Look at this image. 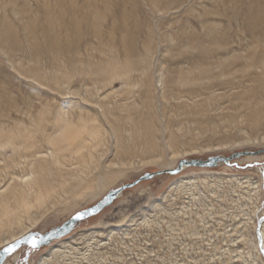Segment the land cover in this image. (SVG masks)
I'll list each match as a JSON object with an SVG mask.
<instances>
[{
    "label": "rangeland",
    "instance_id": "rangeland-1",
    "mask_svg": "<svg viewBox=\"0 0 264 264\" xmlns=\"http://www.w3.org/2000/svg\"><path fill=\"white\" fill-rule=\"evenodd\" d=\"M252 57L262 62L252 66ZM183 70L201 83H167ZM256 78L264 83V0H0V197L12 177L31 185L29 162L54 159L58 132L82 136L66 142L51 188L0 209V243L24 230L46 233L181 160L251 153L143 181L70 235L23 247L6 264H264ZM105 105L116 121L150 113L155 134L115 140ZM11 137L16 145L5 142Z\"/></svg>",
    "mask_w": 264,
    "mask_h": 264
},
{
    "label": "bare ground",
    "instance_id": "bare-ground-1",
    "mask_svg": "<svg viewBox=\"0 0 264 264\" xmlns=\"http://www.w3.org/2000/svg\"><path fill=\"white\" fill-rule=\"evenodd\" d=\"M252 27L256 28V25L254 24V22L252 23ZM214 40L217 39V36L213 37ZM198 49H200V51L205 52V46L203 44L198 46ZM253 58V62H252V66L257 67L261 62H262V58ZM139 61L137 60V58L135 57V55L132 56L131 60L129 61V64L131 65L130 68H132L134 70V68L136 67V65H138ZM225 66H229V63L227 62L225 64ZM105 71V70H102ZM201 71V77L202 79H205V71L203 69L200 70ZM180 76L178 77V79L175 78H171L170 81H168L167 83L171 84V83H177L180 82L183 85H187V84H200V80L201 77L200 75L197 77H192L190 76L189 72H185L180 71ZM259 79L256 78L254 80V84L252 85V90H257V89H264V83L263 82H259ZM150 83V82H149ZM251 93L250 90L248 93H246L245 95L242 96V100L243 102H248L250 100L251 97ZM146 101H145V105L146 107L150 105V103L148 102V98L147 96H145ZM126 105V103H121V108H123ZM103 107V105H102ZM105 111H104V117H106V120L108 121L110 128L109 131L112 135L113 138H115V140L117 141H123L124 138L128 135L131 134V136L133 137L134 135L136 137H140V136H144V137H152L155 134V130L153 128V124L151 123L150 120H147V118H149L148 116H150V113L146 112L147 114H145L144 117L143 114H139L138 116H136L133 113H129V114H124L122 116H120L119 121L114 120L113 118L110 119L109 116H114V114L111 113V111L109 110V107H106V105L104 106ZM182 109H189V107H181ZM107 109V110H106ZM128 110V109H127ZM254 112L252 113V116L254 120H258L261 119V117L263 115H261L260 113L263 114V107L261 104H258L257 108L253 109ZM125 111V110H124ZM129 111V110H128ZM132 111V110H131ZM197 114L201 113V110H196ZM186 113H189L186 111ZM192 113V112H191ZM190 114V113H189ZM146 120V121H144ZM81 133L78 132H74L73 130H67L66 129L64 131H62L61 133L58 132V136L57 138H55L52 142L54 143L55 146V152L53 154L54 159L51 162H45L42 160H36V161H31L29 162L28 166L30 168H32V173L34 174V177L31 181V185L30 186H24L21 187L22 185L18 184L15 181V177H12V181L9 185L5 186V190L4 192L6 193L5 196L0 197V209L1 208H5L4 211L8 213V202H12L11 200L14 199V201L16 200L18 202L19 205V201L21 199L24 198V194L29 193L31 190H33V188H49L52 183L54 182V176L56 175V171L59 172V165L62 164V159L67 157V153H65L66 151L69 150L70 148V144H66V142H70L73 140H76V138L78 136H80ZM90 136L93 137V135L90 133ZM82 137V136H80ZM138 137V138H139ZM51 140V139H49ZM14 139L8 138L5 140V142L10 143V144H15L13 143ZM26 138H24V143H25ZM6 145V144H5ZM81 147H84V143L83 141L81 143H79L77 146H75L73 148V151H71L70 153L74 152V151H78ZM127 151L126 148H124V152ZM253 184V183H252ZM51 188V187H50ZM257 189H259V187H256ZM46 190V189H45ZM28 191V192H27ZM24 201V200H23ZM28 232L24 231H20L16 234H14L11 238H5L1 241L0 243V247L1 248H5L6 246H9L10 244H13L14 242H16L17 240L21 239L23 236L27 235ZM30 233V232H29ZM262 234L264 237V224H263V228H262ZM264 239V238H263ZM60 252L59 247H54L52 248V250L50 251V255H58ZM62 254V253H61ZM16 259V258H14ZM53 259V258H52ZM52 260L49 259V257H43L39 264H50ZM6 264V263H5Z\"/></svg>",
    "mask_w": 264,
    "mask_h": 264
},
{
    "label": "water",
    "instance_id": "water-1",
    "mask_svg": "<svg viewBox=\"0 0 264 264\" xmlns=\"http://www.w3.org/2000/svg\"><path fill=\"white\" fill-rule=\"evenodd\" d=\"M249 152H242V153H236L233 156L230 157H221V156H215L211 157L207 160L202 159H184L181 160L178 163L177 168L173 169H164L157 172L152 173H146L144 176L139 178L133 183L126 184L124 186H121L118 189H115L111 191L105 198H103L100 202L93 205L92 207H89L86 210L81 211L80 213L73 216L69 221L64 223L61 226H58L54 229H51L50 231L46 233H40V232H31L25 236H23L21 239L17 240L13 244H10L9 246H6L0 251V264H5L7 259L10 257H13L17 254L23 247H26L28 249L37 250L45 246L51 245L53 242L60 240L68 235H70L77 225L82 223L83 221L88 220L91 217H94L98 214H100L102 211H104L106 208L110 207L115 200H117L126 190L132 189L138 184H140L143 181H149L154 179L155 177L171 174V175H177L181 172H183L187 168L196 167V168H213L218 166L219 164H231L233 161L241 158L242 156L250 155ZM79 217V218H78ZM35 239L37 241V244L35 247H33L32 240ZM5 249H8L6 251Z\"/></svg>",
    "mask_w": 264,
    "mask_h": 264
},
{
    "label": "snow or ice",
    "instance_id": "snow-or-ice-1",
    "mask_svg": "<svg viewBox=\"0 0 264 264\" xmlns=\"http://www.w3.org/2000/svg\"><path fill=\"white\" fill-rule=\"evenodd\" d=\"M78 218H79V217H78ZM32 243H33V247H35L36 244H37V241H36L35 239H33V240H32ZM5 250L8 251V249H5ZM262 250H264V249H262ZM152 256H155V253H152ZM155 264H159L158 260L155 262Z\"/></svg>",
    "mask_w": 264,
    "mask_h": 264
},
{
    "label": "flooded vegetation",
    "instance_id": "flooded-vegetation-1",
    "mask_svg": "<svg viewBox=\"0 0 264 264\" xmlns=\"http://www.w3.org/2000/svg\"><path fill=\"white\" fill-rule=\"evenodd\" d=\"M25 264V263H24Z\"/></svg>",
    "mask_w": 264,
    "mask_h": 264
}]
</instances>
